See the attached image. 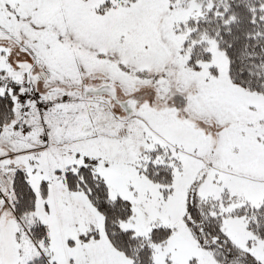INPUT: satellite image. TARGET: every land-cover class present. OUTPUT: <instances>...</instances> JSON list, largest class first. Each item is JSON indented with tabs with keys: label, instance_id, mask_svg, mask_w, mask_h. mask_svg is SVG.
I'll use <instances>...</instances> for the list:
<instances>
[{
	"label": "snow or ice",
	"instance_id": "1",
	"mask_svg": "<svg viewBox=\"0 0 264 264\" xmlns=\"http://www.w3.org/2000/svg\"><path fill=\"white\" fill-rule=\"evenodd\" d=\"M0 264H264V0H0Z\"/></svg>",
	"mask_w": 264,
	"mask_h": 264
}]
</instances>
